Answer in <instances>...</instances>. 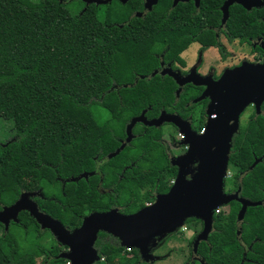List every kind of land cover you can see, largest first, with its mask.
Here are the masks:
<instances>
[{"label":"trees","instance_id":"16d2710c","mask_svg":"<svg viewBox=\"0 0 264 264\" xmlns=\"http://www.w3.org/2000/svg\"><path fill=\"white\" fill-rule=\"evenodd\" d=\"M74 1L83 6L72 14L67 5ZM224 1L201 0L197 9L158 0L143 18H131L129 6L114 2L0 0V119L13 124L12 138L0 145V211L25 192L18 174L38 183L42 197L30 199L69 232L91 213L117 208L134 214L166 194L177 168L160 141L162 130L145 128L121 150L120 140L142 112L147 120L158 119L162 111L191 118L195 130H202L207 102L194 104L186 88L176 98L174 81L152 74L160 61L183 65L181 54L193 43L219 48L225 58L211 30L220 25ZM228 13L229 42L264 38V7L248 11L234 4ZM256 51L260 60L263 52ZM198 107L199 117L192 112ZM229 168L233 174L224 181V192L240 188L242 198L264 202V114L239 123ZM140 172L154 175L145 192ZM227 206V214L213 216L207 241L191 254L202 264H264V203L248 207L239 224L240 204ZM184 225L194 230L192 245L203 224L189 218ZM0 230V264H36L38 252L45 255L44 264L67 263L55 245L22 253L23 239L46 232L27 211L7 230L0 224ZM94 249L99 258L94 264H149L105 232L98 234Z\"/></svg>","mask_w":264,"mask_h":264},{"label":"water","instance_id":"95a60500","mask_svg":"<svg viewBox=\"0 0 264 264\" xmlns=\"http://www.w3.org/2000/svg\"><path fill=\"white\" fill-rule=\"evenodd\" d=\"M187 1L190 0H174L173 4ZM193 1L199 6L201 0ZM85 3L100 5L107 1L85 0ZM156 3L157 0H146L148 10ZM234 4L249 11L263 8L264 0H226L221 7L223 22L228 19L229 7ZM260 48L264 52V40L260 41ZM161 73L172 76L179 86L189 81L180 80L177 74L164 70ZM154 75L155 73L152 74ZM196 85L204 86L205 91L193 103L205 99L209 101L205 110L207 119L203 133L193 131L188 122L164 111L158 119L153 120H147L145 112H142L127 125V138L120 150L133 139L132 130L137 123L156 128L170 123L184 137L180 145L186 146L185 154L170 160L171 165L177 168L174 183L166 194L157 195L150 206H145L134 214H122L117 208L107 212H94L84 218L78 229L69 232L61 222L39 212L29 194L23 193L15 204L2 208L0 224L7 230L11 220L16 222L18 214L27 211L42 230L52 232L57 241L68 249L59 258L70 264H94L99 261L94 244L100 232L116 238L125 249L137 250L142 260L148 263L154 239L175 233L184 226L186 219L195 218L203 224L202 231L192 243L193 254H196L201 242L207 241L213 228L214 211L220 206H227L232 201L238 202L241 208L237 222L241 223L248 207L263 205L264 202H250L242 198L240 188L235 193L224 192V181L231 139L238 131L241 115L247 107L256 105L259 108L264 102V60L257 64L243 62L239 67L226 70L216 82L205 81ZM179 95L180 90L176 92V98ZM194 165L195 169H192ZM83 177L86 178L85 175Z\"/></svg>","mask_w":264,"mask_h":264},{"label":"rangeland","instance_id":"374dc122","mask_svg":"<svg viewBox=\"0 0 264 264\" xmlns=\"http://www.w3.org/2000/svg\"><path fill=\"white\" fill-rule=\"evenodd\" d=\"M34 1H38V0H34ZM81 1L85 3V0H81ZM82 6L83 5L81 3L74 1L73 3H70L67 5V9L72 14H75L77 10L81 8ZM222 44L225 46L226 50L229 52V58L226 59V62L224 64H222L223 66L227 67L226 70H229V68H232V67L235 68V66H237L241 62L256 63L253 60L254 55H252L251 52L249 53L248 46L238 45L237 40H235L233 43H231L228 46L227 41L223 38H222ZM196 49L197 48L195 44L190 45L189 48L183 53L182 57L185 58L186 60H189L190 56L194 55L192 60H195ZM209 54H212V52L206 54L207 60H208ZM222 65L218 66L219 69L222 68L221 67ZM172 66H174V64ZM197 110L198 108L195 111ZM97 111L99 112L101 110L97 109ZM137 124H140V123H137ZM12 126L13 124L11 121H3L0 119V145L4 144L5 142H7L8 140L12 138V135H13L11 132ZM139 130H140V127L137 126L136 131H139ZM162 132H163V141H162L163 146L165 147L167 151H172V154H173L172 155L168 153L169 156H172V158H178V157L183 156L186 152V148H184L185 146L178 145V144L173 146L172 143L168 141L167 139L168 134L164 131ZM173 135H174V138H176L177 140L178 137L176 136L175 132ZM195 166L196 165H194L192 169H195ZM138 174L140 177V185L143 188V192H145L149 189V185L151 184V181L153 178L152 176L154 175L152 173H146V172H140ZM232 174H233V171L230 168L227 169L226 179L229 178ZM17 181L19 185L25 189V192L23 193H29L28 195L29 197L35 194L32 192H35L36 190H41L39 188L38 183L26 175L18 174ZM55 192H56L55 189H53V193ZM216 210H219L220 213L215 214V215L223 214L224 216L228 212V206H220ZM216 210L214 211V213L216 212ZM45 231H46L45 235L42 238H38L37 235H33V237H30V238L28 237V238L23 239L22 240L23 244H21L22 253L33 251L39 247L50 246V245L58 246L61 251V254H65L68 252V249L57 241L56 236L52 232H50L49 230H45ZM193 232L194 230L192 228L184 225L178 228L176 232L171 235L154 239V242H152V244L154 245V248L149 253L151 259L148 261V263L149 264H202L201 260L197 256L191 254L193 249H192V245L189 242L193 238ZM0 235H1V230H0ZM45 261H46L45 255L42 252H38L35 256V263L44 264ZM109 264H116V263L113 262Z\"/></svg>","mask_w":264,"mask_h":264},{"label":"flooded vegetation","instance_id":"af4514ba","mask_svg":"<svg viewBox=\"0 0 264 264\" xmlns=\"http://www.w3.org/2000/svg\"><path fill=\"white\" fill-rule=\"evenodd\" d=\"M105 1H107V3L106 4H102L104 6L111 5L113 2L118 4V5L129 6V8L131 10H133L132 13H131V18H133V17H135V18H143L148 12H150L157 5V3L155 5H152L150 7V9L148 10V8L146 6V0H125L124 2H122L121 0H105ZM173 2H174V0H172V4H173ZM200 2H199V6H200ZM224 2H223V4H224ZM133 3H137L138 4V7H137L138 9H135V6L132 5ZM182 3H192V5L195 8H197V9L199 8V6L195 5V2L193 0H190V1H187V2H182ZM223 4H222V6H223ZM173 6H174V4H173ZM221 7H220V11H221ZM221 14H222V17L220 19V25L218 27H216V28H211V30L214 32L215 37L218 39V42H219L220 46L225 51V53H226L225 58H222L219 48H216V47L204 48L200 43H193V44L196 45V48H197L196 51H195V53H196L195 54V60H192L194 55H191L190 59L186 60L185 58L182 57V55H183V53H182L181 54V59L183 61V65L175 62V63H173L174 66H172L173 65L172 63L164 64L163 62L160 61V69L154 71L155 74L158 73L161 76H168L169 78H171L174 81V83L176 84V87H177V89L175 91V96H176V92L177 91L180 90V93H181V92H183L184 88H186V89L190 90L191 96L194 98V100H196V99L200 98L203 95L204 91H205V87L204 86L196 85V83L199 84L200 82H205V81L216 82V81L219 80V78L225 72L227 67L223 66L222 64H224L226 62V59L229 58V52L226 50L225 46L222 44V38L227 41V45L228 46L231 43H233L235 40L232 41V42H229L227 40V38L225 37V33H226L225 24H226L227 20L225 22H223V13H222V11H221ZM261 20L264 22V17L261 18ZM261 40H264V38H255L253 40H250L249 43H244V44H240L239 41L237 40L238 45H240V46H248L249 47V53L251 52L252 55H254V59L253 60L256 63H253V62H249V63L257 64V63H260V62H262L264 60V52L260 48V41ZM256 49H259V50H261L263 52V55H262L260 60L257 59L258 52L256 51ZM210 51L212 52V54L208 55V60H207L206 59V54L207 53H211ZM241 63H243V62H241ZM241 63L238 64L237 66L241 65ZM219 65H222L221 69H219V67H218ZM237 66H235V67H237ZM232 68H234V67H232ZM232 68H229V69H232ZM163 70H164V72H167V73L169 72V73H172V74L173 73L177 74L178 78H180V80L189 79V81H188V83H185L182 86H179L176 83V80L172 76H169L168 74L163 75L161 73ZM203 101L207 102V104H206V106H205V108L203 110V113H204V125H205L206 119H207L206 115H205V110H206V107H207L209 101H208V99H205ZM192 112H193V114L195 116L197 115V117H199V115L201 113V107H198L197 111H192ZM167 114H171V113H167ZM263 114H264V102H262L259 105V108H257L256 105H251V106L247 107L246 110L241 115L240 124L241 125H246V124H248L249 120H256L259 116H261ZM173 115H176V114H173ZM181 119L186 121V122H188L190 124V128L193 131L197 132L195 130L196 126L192 125L191 118H188V119L181 118ZM137 126L140 127L139 131H136ZM148 127L149 126H145V125H142V124H137L136 126H134V128L132 130L133 138H135L138 134L144 132V129L148 128ZM126 128H127V126H126ZM126 128H125V139L124 140H120V144H124L125 140L127 138V136H126ZM154 128H156V127H154ZM203 128H204V126H203ZM158 129H161L162 131H164V132H166L168 134V138L167 139H168V141H170L172 143L173 146H175L176 144L180 145V141L183 140V138H184L179 133V130L174 125H172L170 123H164L160 127H158ZM174 132L176 133V136L178 137L177 140H176V138H174V135H173ZM197 133H200V131L197 132ZM180 136H182V138H180ZM160 141L163 144V142H162L163 141V135H162ZM184 148H186V146ZM168 153L172 154V151H167V156H168L169 161H170L172 159V156H169ZM32 193H35L34 196L36 198H41L42 197V194H41L40 190H36L35 192H32ZM35 197H31L30 196V198H33V199H35ZM38 211L41 212L39 209H38ZM41 213H43V212H41ZM12 222H14V221L11 220L9 222V224L12 223Z\"/></svg>","mask_w":264,"mask_h":264},{"label":"built area","instance_id":"2783aa9c","mask_svg":"<svg viewBox=\"0 0 264 264\" xmlns=\"http://www.w3.org/2000/svg\"><path fill=\"white\" fill-rule=\"evenodd\" d=\"M203 131H204V129L202 128V130L200 131V133H203ZM180 138H182V136H180ZM174 183V181L172 182V184ZM152 203H148V204H146V206H150ZM220 213V211L219 210H216V212L213 214V216L215 215V214H219ZM127 252H130V248H126L125 249ZM66 264H70L68 261H67V263Z\"/></svg>","mask_w":264,"mask_h":264}]
</instances>
